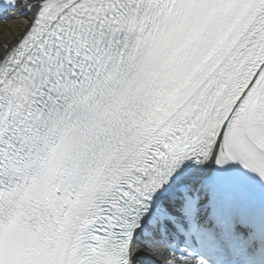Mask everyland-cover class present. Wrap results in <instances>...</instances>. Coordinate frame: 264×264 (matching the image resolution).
<instances>
[{
    "label": "snow or ice",
    "instance_id": "1",
    "mask_svg": "<svg viewBox=\"0 0 264 264\" xmlns=\"http://www.w3.org/2000/svg\"><path fill=\"white\" fill-rule=\"evenodd\" d=\"M0 24V264H264V0Z\"/></svg>",
    "mask_w": 264,
    "mask_h": 264
},
{
    "label": "bare ground",
    "instance_id": "2",
    "mask_svg": "<svg viewBox=\"0 0 264 264\" xmlns=\"http://www.w3.org/2000/svg\"><path fill=\"white\" fill-rule=\"evenodd\" d=\"M0 27H5V25L0 24Z\"/></svg>",
    "mask_w": 264,
    "mask_h": 264
}]
</instances>
